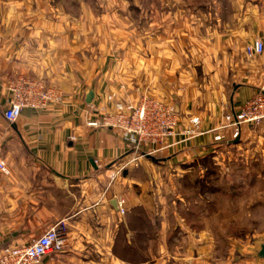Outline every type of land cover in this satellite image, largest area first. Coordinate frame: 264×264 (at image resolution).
I'll list each match as a JSON object with an SVG mask.
<instances>
[{
  "label": "crops",
  "instance_id": "1",
  "mask_svg": "<svg viewBox=\"0 0 264 264\" xmlns=\"http://www.w3.org/2000/svg\"><path fill=\"white\" fill-rule=\"evenodd\" d=\"M254 38L264 41V0H0V160L8 169L0 171V252L62 219L66 247L41 264L182 259L175 242L163 239L156 248L150 237L140 254L128 217L143 221L150 197L169 192L166 182L204 157L253 160L250 178L264 180V124L243 125L236 139L232 128L219 129L225 115L264 95V53H244ZM18 76L41 79L61 101L24 108L8 122L6 85ZM142 97L174 106L176 135L163 151L127 164L121 134L87 121L110 112L114 101ZM193 117L200 133L186 138ZM218 133L221 142L213 140ZM187 240L191 261L193 238ZM169 243L174 251L165 253L160 247ZM262 244L264 238L254 254L233 255V264H264Z\"/></svg>",
  "mask_w": 264,
  "mask_h": 264
},
{
  "label": "rangeland",
  "instance_id": "2",
  "mask_svg": "<svg viewBox=\"0 0 264 264\" xmlns=\"http://www.w3.org/2000/svg\"><path fill=\"white\" fill-rule=\"evenodd\" d=\"M250 152L257 155L253 147ZM256 170L253 160L220 163L210 157L182 166L181 176L166 182L169 192L158 191V196L150 197L149 214L143 221L129 215L135 250L138 247L142 254L145 238L150 237L156 248L164 239L175 242L176 250L182 252V259L167 258L164 264H233L237 258L233 255L242 250L254 254L264 238V207L256 204L264 202V193L254 194L264 192V180L250 178ZM119 237L123 240L125 233L121 231ZM191 238L190 261L186 252ZM160 248L165 253L174 251L170 243Z\"/></svg>",
  "mask_w": 264,
  "mask_h": 264
},
{
  "label": "built area",
  "instance_id": "3",
  "mask_svg": "<svg viewBox=\"0 0 264 264\" xmlns=\"http://www.w3.org/2000/svg\"><path fill=\"white\" fill-rule=\"evenodd\" d=\"M244 53L248 57L263 54L264 41L260 38L247 41ZM6 88L10 96L4 117L8 122H14L24 108H45L50 103L60 102L62 98L58 89L46 85L41 79L25 76L9 81ZM112 98L113 95H110L107 100L111 101ZM224 121L219 129L232 128V139L240 137L243 125L264 124V95H253L242 104L237 113L225 115ZM190 123V127L183 132L186 138L200 133L199 119L193 117ZM177 124L178 117L173 105L149 97H142L136 104L114 101L110 112L87 121V125L91 127H108L121 134L131 155L127 164L135 163L141 157L155 155L169 147L176 135ZM222 139L221 133L213 137L215 142H221ZM0 171L8 173L2 160ZM122 204V200L118 202V211L124 214ZM65 229L64 220L61 219L26 245L3 247L0 264H41L44 256L64 251Z\"/></svg>",
  "mask_w": 264,
  "mask_h": 264
},
{
  "label": "water",
  "instance_id": "4",
  "mask_svg": "<svg viewBox=\"0 0 264 264\" xmlns=\"http://www.w3.org/2000/svg\"><path fill=\"white\" fill-rule=\"evenodd\" d=\"M92 98H93V92H92V90H89L87 93V98H86L87 102H90ZM114 205L117 208V202H114ZM259 255L261 257H264V244L261 245Z\"/></svg>",
  "mask_w": 264,
  "mask_h": 264
}]
</instances>
